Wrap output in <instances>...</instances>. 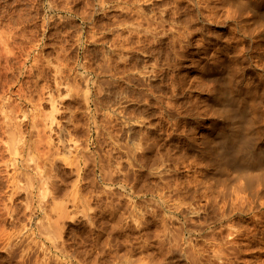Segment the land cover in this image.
<instances>
[{
    "label": "rangeland",
    "instance_id": "374dc122",
    "mask_svg": "<svg viewBox=\"0 0 264 264\" xmlns=\"http://www.w3.org/2000/svg\"><path fill=\"white\" fill-rule=\"evenodd\" d=\"M194 1L0 0V44L6 47L0 45V54L4 50L0 57V114L3 112L0 153L9 152L7 147L11 142H15L12 146H16L17 154L22 152L20 156L9 155L15 150L7 152L11 158L6 152L0 155L5 168L0 166L3 170H0V187H4L0 188L3 189L0 191V264H264V207H256L251 213L243 212L245 205L241 198L242 201L235 200L239 213L230 220L223 217L225 202L220 193L243 181H238L243 179L244 174L238 172L243 162L235 163L239 169L230 168L225 172L220 166L211 169L209 174L210 163L206 160L217 156L220 135L215 136L209 148L205 146V151L209 150L206 154H201L197 148L202 147L213 127L223 131L239 117L233 112L214 115L205 107L213 84H221L228 90V80L236 78L241 87L244 83L242 88L255 87L253 95L264 91L260 62L248 54V50L258 51L259 47L253 45L255 42L251 45L243 42L245 37L236 20L226 16L225 0ZM259 24L250 28L257 26L260 31L254 29L253 32L258 35L257 39H264V27ZM243 44L249 47L245 53H240L243 58L241 55L238 58L243 63L239 61L235 66L225 63L214 71L207 70L217 51L220 53L227 48L237 55ZM246 58L252 59V63L248 64ZM239 66L245 68L243 76L242 68L237 70ZM19 88L32 94L24 95ZM3 97L8 100L1 99ZM48 99L51 101L47 102ZM4 100L9 105H5ZM10 103L18 106L13 108ZM2 105L6 106L3 111ZM49 107L55 114L49 113ZM5 115L9 116L8 121ZM247 115L243 118H249ZM120 117L139 123L128 130L122 126ZM33 119L38 121L33 123L35 130ZM11 126L21 127V136ZM9 129L16 138L20 136V144L5 131ZM39 149L42 161L37 157H40ZM24 153L31 154L27 160ZM33 156L38 162L37 172L33 168ZM12 157H16L17 166L11 161ZM24 161L31 163V168L29 164L22 165ZM4 163L9 164L6 167L11 172ZM31 171L43 177L35 178ZM9 174L18 178L25 175L21 178L23 181H17L20 188L17 186L16 190L20 194L13 196L15 188L7 187ZM28 174L34 176L31 183ZM223 177L229 179L225 180L227 186L221 183ZM210 180H214L213 183ZM260 180L262 182L255 180L253 184L260 183L263 187L252 184L249 190L264 192L263 177ZM29 183L31 191H28ZM212 184L222 188L215 191ZM236 187L229 190L236 192ZM21 188H24L22 192ZM217 191L221 196L216 195ZM262 195L261 201L264 193ZM234 226L237 229L234 230ZM229 231L236 232V236Z\"/></svg>",
    "mask_w": 264,
    "mask_h": 264
},
{
    "label": "bare ground",
    "instance_id": "6f19581e",
    "mask_svg": "<svg viewBox=\"0 0 264 264\" xmlns=\"http://www.w3.org/2000/svg\"><path fill=\"white\" fill-rule=\"evenodd\" d=\"M196 1V0H195ZM194 1V2H195ZM200 1V0H199ZM219 1V0H218ZM191 2H193V1H191ZM198 1H196V3H197ZM201 2V1H200ZM206 2V1H205ZM208 2H210V0H208ZM208 2H206V4L208 3ZM212 2V1H211ZM222 2V1H221ZM220 2V3H221ZM223 2H224V0H223ZM225 4H226V6L225 7H227V11L228 12H226L228 15H226V16H228L229 17V19L231 18V19H234V20H236V22H237V25H238V27H239V29H240V31L242 32V34L244 35V37H245V39H244V41L243 42H247V45H251V43H254L255 42V44H253V45H255V47L257 46V48L259 47V49H258V51L257 50H254L253 48V50L254 51H250V50H248V48H246V44L240 49V51H238L236 48L237 47H235V46H233V47H235V49L238 51V53L236 52V54L237 55H235V52H230L227 48H224V47H222V48H224L225 50L223 51H221L220 53L217 51V53L218 54H216L217 56H215L214 58H213V60H212V62H213V64L211 63V65H209L210 67V69H207V70H215L218 66H220L221 65V67H222V65L223 64H225V63H228L229 65L230 64H234V66L236 65V64H238V62L239 61H241V60H239L238 58H239V56L241 55L240 53H245L246 52V50H248V54L251 56V57H253V58H255V60H256V62H260V64L259 63H257V64H259V65H261L260 67H261V70H262V74H261V79H263L264 78V39L263 38H259V39H257L258 37V35H256L255 34V32H253L254 31V29H256V27H252V28H254L253 30H251V26H253V25H256V24H258V23H260L258 26L259 27H264V0H225ZM204 2L202 1V4H203ZM193 4V3H192ZM205 4V5H206ZM209 5V4H208ZM224 5V4H223ZM227 5H229V6H227ZM193 6V5H192ZM199 6H201V5H199ZM207 6V5H206ZM204 7V6H203ZM202 7V10L204 9ZM193 8V7H192ZM197 8H199V7H197ZM212 8V7H211ZM200 9V8H199ZM207 9H210V8H208V7H206V10ZM225 9V8H224ZM199 11V10H198ZM205 11V10H204ZM203 11V12H204ZM210 11V10H209ZM213 11H214V9H213ZM212 11V12H213ZM200 12H201V10H200ZM211 12V11H210ZM215 14H216V12H214ZM209 15H211V13L209 14ZM214 15V14H213ZM195 16V15H194ZM214 16H216V15H214ZM192 18V17H191ZM195 18H196V16H195ZM195 18H193V19H195ZM215 18V17H214ZM225 18H227V17H225ZM200 19H202V18H200ZM197 20V19H196ZM203 20V19H202ZM206 20V19H205ZM204 20V21H205ZM209 20V19H208ZM191 21V20H190ZM194 21V20H193ZM203 21V22H204ZM232 21V20H231ZM202 22V23H203ZM208 22V21H207ZM212 22V21H211ZM233 22V21H232ZM252 24V25H251ZM202 25L203 24H201V27L200 28H202ZM204 25H205V23H204ZM208 26V25H207ZM204 27V26H203ZM173 28H175V27H173ZM200 28H199V30H200ZM206 28V27H205ZM176 29H177V27H176ZM236 29V28H235ZM238 29V30H239ZM175 30V29H174ZM197 30V29H196ZM257 30V29H256ZM259 30V29H258ZM258 30H257V32H258ZM171 31V30H170ZM177 31H180V30H177ZM235 31V30H234ZM260 31V30H259ZM181 32V31H180ZM179 32V33H180ZM202 32V31H201ZM263 32V31H262ZM261 32V33H262ZM174 33V32H173ZM171 34V33H170ZM183 34V33H182ZM191 34V33H190ZM176 35V34H175ZM239 35V34H238ZM260 35V34H259ZM184 37V36H183ZM175 38V37H174ZM185 38H186V35H185ZM243 38V37H242ZM1 39V38H0ZM179 39V38H178ZM241 39V38H240ZM174 40V39H173ZM177 40V39H176ZM214 40V39H213ZM229 41H230V39H228ZM228 40H227V44H228ZM253 40H257V41H253ZM7 41V40H6ZM5 41V42H6ZM183 41H184V39H183ZM210 41H211V39H210ZM242 41V40H241ZM190 42V41H189ZM188 42V43H189ZM208 42H209V39H208ZM211 42H213V41H211ZM211 42H210V44H211ZM233 42V44H234V41H232ZM238 42V41H237ZM240 42V41H239ZM3 43V42H2ZM7 43V42H6ZM6 43L4 44V45H6ZM178 43H179V40H178ZM191 43V42H190ZM189 43V44H190ZM218 43V42H217ZM216 43V44H217ZM226 43V42H225ZM230 43V42H229ZM232 44V43H231ZM235 44H236V42H235ZM234 44V45H235ZM239 44V43H238ZM1 45V44H0ZM3 45V44H2ZM1 45V47H3ZM187 45V44H186ZM198 45V44H197ZM209 45V44H208ZM212 45H213V43H212ZM222 45V44H221ZM228 45H230V44H228ZM228 45L226 46V47H228ZM240 45V44H239ZM188 46V45H187ZM187 46H186V49H187ZM190 46V45H189ZM199 46V45H198ZM231 46V45H230ZM5 47V46H4ZM3 47V48H4ZM201 47V46H200ZM220 47V46H219ZM239 47V46H238ZM2 48V49H3ZM6 48V47H5ZM4 48V49H5ZM198 48V47H197ZM201 49V48H200ZM205 49V48H204ZM219 49V48H218ZM229 49H231V48H229ZM234 49V48H233ZM251 49V48H250ZM251 49V50H252ZM0 50H1V48H0ZM198 50V49H197ZM217 50V49H216ZM220 50V49H219ZM6 51H7V49H6ZM200 51H202V50H200ZM205 51V50H204ZM234 51V50H233ZM257 51V52H256ZM2 53L4 52V50H2L1 51ZM196 52V51H195ZM203 52V51H202ZM207 52V51H206ZM206 52H205V54L204 55H206ZM210 52V51H209ZM2 53L0 54V57H1V55H2ZM182 53V52H181ZM196 53H198V52H196ZM216 53V52H215ZM210 54V53H209ZM214 53H212L211 55H213ZM182 55H184V54H182ZM210 55V56H211ZM243 55V54H242ZM242 55H241V58H243L242 57ZM247 55V54H246ZM185 56V55H184ZM187 56V55H186ZM244 56V55H243ZM248 56V55H247ZM203 58V57H202ZM205 59V58H204ZM142 60V59H141ZM206 60V59H205ZM209 60V59H208ZM204 61V60H203ZM252 59H250V58H246V62L249 64V63H252ZM194 62V61H193ZM206 62V61H205ZM209 62V61H208ZM242 62V61H241ZM255 62V63H256ZM108 63V62H107ZM243 63V62H242ZM195 64V63H194ZM194 64H193V66H194ZM206 64V63H205ZM246 64V63H245ZM253 64H254V62H253ZM108 65H109V63H108ZM107 64H106V67L108 66ZM187 65V64H186ZM197 65V64H196ZM199 65V64H198ZM240 65V64H239ZM252 65V64H251ZM37 66V65H36ZM188 66V65H187ZM191 66V65H190ZM200 66V65H199ZM206 66V65H205ZM231 66V65H230ZM248 66V65H247ZM258 66V65H257ZM256 65H255V67H257ZM242 67H243V65H242ZM242 67H240L239 66V68H237V70H239L240 71V68H242ZM249 67H251L250 65H249ZM188 68H190V67H188ZM194 68V67H193ZM192 68V69H193ZM196 68V67H195ZM201 68H202V66H201ZM235 68V67H234ZM54 69V68H53ZM56 69V68H55ZM108 69V68H107ZM109 69H110V65H109ZM218 69V68H217ZM221 70V69H220ZM222 70H223V68H222ZM235 70H236V68H235ZM249 70H250V68H249ZM253 70V69H252ZM54 71V70H53ZM201 71V70H200ZM212 71V72H213ZM219 71V70H218ZM217 71V72H218ZM224 71V70H223ZM227 71V73H229L228 72V70H226ZM229 71H230V69H229ZM260 71V70H259ZM221 72V71H220ZM225 72V71H224ZM234 72V71H233ZM241 75L243 76L244 75V73H245V68H244V70H243V68L241 69ZM251 72V71H250ZM253 72V71H252ZM53 73V72H52ZM57 73H60V71H58ZM202 73V72H201ZM223 73V72H222ZM258 73V72H257ZM53 74H55V73H53ZM200 74V73H199ZM208 74H209V72H208ZM219 74V73H218ZM230 74H233L232 73V71L230 72ZM247 74H248V72H247ZM260 74V73H259ZM211 75V74H210ZM222 75H224V73L222 74ZM251 75V74H250ZM141 76V75H140ZM200 76V75H199ZM202 76V75H201ZM212 76V75H211ZM214 76H216L215 74H214ZM218 76H221V75H218ZM217 76V77H218ZM226 76V75H225ZM235 76V75H234ZM60 77V76H59ZM138 77H139V75H138ZM56 78H58V76H56ZM130 78V77H129ZM135 78V77H134ZM140 78V80L142 79L141 77H139ZM145 78V77H144ZM205 78V77H204ZM219 78V77H218ZM238 78H239V76H238ZM237 78V79H238ZM253 78V77H252ZM54 79H55V76H54ZM111 79V78H110ZM128 79V78H127ZM131 79V78H130ZM215 79V78H214ZM220 79H221V77H220ZM219 79V80H220ZM224 79V78H223ZM242 79V78H241ZM244 79V78H243ZM242 79V80H243ZM245 79L247 80V77H245ZM260 79V80H261ZM134 80V79H133ZM133 80H131V81H133ZM135 80H137V79H135ZM134 80V81H135ZM139 80V81H140ZM206 80V79H205ZM212 80V79H211ZM228 80V79H227ZM55 81V80H54ZM59 81V80H58ZM107 81H109V80H107ZM112 81V80H111ZM130 81V82H131ZM138 81V82H139ZM145 81V80H144ZM235 81V82H234ZM249 81V80H248ZM253 81H255V80H253ZM262 81V80H261ZM129 82V81H128ZM143 82V81H142ZM142 82H140V83H142ZM199 82H201V81H199ZM223 82H224V80H223ZM243 82V81H242ZM250 82V81H249ZM248 82V83H249ZM264 82V81H263ZM228 83L230 84V86H229V89L228 90H226L224 87V89L222 88V85L221 84H213L211 87H210V98H209V101H208V105L207 106H205V107H209V111H211L214 115H218V116H222L223 115V113L225 114V113H228L229 115L231 114V112H233L234 114H236V116L238 117V120L236 121L235 120V118H234V121L231 123V124H229V128H226V129H223V131H221V129H218V128H216V127H213L212 128V130L210 131V133L208 134V136H207V138L204 140V142H202V147H197L198 148V151L199 152H201V154H204V152H205V154H206V151H209V150H206L205 151V146H209L210 144H213L214 142H215V140H216V138L217 137H215L216 135H220V137H221V147H219L218 148V150H217V152L216 153H218L217 154V156L216 155H214V156H216L215 158H213V159H210V161L209 160H206V161H208L210 164L208 165L209 167H208V169H207V171H208V173L211 171V169H212V171H213V168H215V167H220L221 166V171H222V169H223V171H228L230 168V170H232V168H238V167H236L237 165H235V163L236 162H238V161H240L241 163L243 162V166H242V168L241 169H239L238 170V172H241L242 174H244V175H242V177H243V179H241V180H238V181H242L241 183H240V185L238 184V183H236V184H238V185H236V186H234V184H232V187H231V189H233V188H237V189H235V190H237L236 192L234 191V190H232V191H234V192H231L228 188L226 189H222L223 191L220 193L221 195H222V197H223V200H224V202H225V204H223L222 206H224V208H223V212H224V215H223V217H228V219L230 220L231 219V217L236 213V215H237V212H238V209H236V205H237V203H236V201H238V200H240V201H242V199H244V203H242L243 205H245V207L243 208V206H242V208H243V212H247V213H251L252 211H253V209H256V207H258V208H262V207H264V200H262L261 201V197L263 196L262 195V193H264V192H261V190H254V191H251V190H249V187L255 182V180H259V182L261 181L260 179H262V177H263V179H264V109H263V103H264V91H260L259 92V94H257V95H253V88H255V87H253L252 89L251 88H242L243 87V84H242V87L240 86V84L238 83V81L236 80V78H233V80L231 79V80H228ZM247 83V84H248ZM255 83H257V82H255ZM258 83H260L259 81H258ZM23 84V83H22ZM59 84V83H58ZM57 84V85H58ZM132 84V83H131ZM200 84V83H199ZM198 84V85H199ZM202 84H204V83H202ZM202 84H200V86L202 85ZM208 84V83H207ZM227 84V83H226ZM246 84V83H245ZM246 84V85H247ZM264 84V83H263ZM24 85H25V83H24ZM110 85V84H109ZM137 85V84H136ZM205 85V84H204ZM253 85H254V83H253ZM138 86V85H137ZM140 86H141V84H140ZM249 86H250V84H249ZM256 86H257V84H256ZM259 86H261L260 84H259ZM263 86V85H262ZM18 87H21V85L20 86H18ZM23 87V86H22ZM244 87H245V85H244ZM251 87V86H250ZM258 87V86H257ZM138 88V87H137ZM203 88H205V86H203ZM258 88H260V87H258ZM258 88H257V91H258ZM8 89H9V87H8ZM18 89V88H17ZM22 88H19V90L18 91H20ZM24 89V88H23ZM130 90H132L131 88H129ZM26 90H29L28 88H26ZM32 90V89H31ZM41 90H43V88H41ZM45 90V89H44ZM133 90H134V88H133ZM204 90V89H203ZM226 90V91H225ZM1 91V90H0ZM5 91V90H4ZM8 91V90H7ZM17 91V92H18ZM22 91H25V90H22ZM22 91H20L22 94H28L29 95V91H25V93H23ZM35 91V90H34ZM135 91V90H134ZM139 91V90H138ZM141 91V90H140ZM206 91V92H207ZM3 92V91H2ZM36 92H38L37 90H36ZM39 92H41V91H39ZM44 92V91H43ZM137 92V91H136ZM145 92V91H144ZM207 92V93H208ZM256 92V91H255ZM6 93V92H5ZM10 93V92H9ZM45 93V92H44ZM53 93V92H52ZM138 93V92H137ZM143 93V92H142ZM181 93V92H180ZM208 93V94H209ZM257 93V92H256ZM8 94V93H7ZM6 94V95H7ZM11 94H13V92L11 93ZM14 94H16V93H14ZM30 94H32V93H30ZM39 94H42V96H43V93H39ZM179 94V93H178ZM18 95H20V93L18 94ZM17 95V96H18ZM37 96H38V98H40L39 97V95L38 94H36ZM47 95H49V94H47ZM121 95V94H120ZM141 95H143V94H141ZM181 95V94H180ZM4 96V95H3ZM8 96V95H7ZM14 96V95H13ZM22 96V95H21ZM32 96H34V95H32ZM122 96V95H121ZM120 96V97H121ZM183 96V95H182ZM15 97V96H14ZM26 97H29V96H27L26 95ZM48 96H46V98H47ZM50 97V96H49ZM52 95H51V99H52ZM125 96H123V98H124ZM5 97H3V98H1V99H4ZM10 98V97H9ZM21 98V97H20ZM30 98V97H29ZM118 98V97H117ZM122 98V97H121ZM126 98H127V96H126ZM125 98V99H126ZM6 99V98H5ZM17 99V98H16ZM22 99V98H21ZM24 99V98H23ZM6 100H8V99H6ZM6 100H4V102L6 101ZM41 100V99H40ZM42 100H44L43 98H42ZM54 100H55V98H54ZM120 100H123V99H120ZM119 100V101H120ZM206 100H207V97H206ZM205 100V101H206ZM12 101V100H11ZM10 101V102H11ZM51 101V100H50ZM49 101V99H48V101L47 102H50ZM124 101H126V100H124ZM128 101L129 100H127V103H128ZM138 101V100H137ZM7 102V101H6ZM6 102L4 103L5 105H9L8 103L6 104ZM15 102V101H14ZM16 102H18V101H16ZM24 102V101H23ZM22 102V103H23ZM54 102H56V101H54ZM140 102V101H139ZM138 102V103H139ZM207 102V101H206ZM226 102H229V104H227ZM13 103V102H12ZM12 103H10V105H12V106H14ZM31 103V102H30ZM36 104H37V101H36ZM36 104H34L35 106H36ZM39 104V103H38ZM41 104V103H40ZM39 104V105H40ZM117 104H118V102H117ZM125 104H126V102H125ZM5 105H2V107H1V110H2V108H5L6 106ZM16 105V104H15ZM23 105H25V104H23ZM32 105H33V102H32ZM122 105V104H121ZM136 105V104H135ZM18 105H16V107H17ZM26 106V105H25ZM29 106V105H28ZM34 106V107H35ZM41 106V105H40ZM39 106V107H40ZM56 107H57V105H55ZM137 106V105H136ZM140 106V105H139ZM190 106V105H189ZM188 106V107H189ZM192 106V105H191ZM191 106H190V108H191ZM194 106V105H193ZM15 106L13 107V108H16ZM21 107H23L22 105H21ZM9 108V107H8ZM37 108H38V106H37ZM37 108H35V109H37ZM189 108V109H190ZM193 108V107H192ZM49 109H50V107H49ZM189 109H185V110H187V112L189 111L190 112V110ZM205 109V108H204ZM206 109V110H207ZM7 110V109H6ZM11 110V109H10ZM10 110H7V111H10ZM51 111L53 110V109H50ZM168 110H171V109H168ZM195 110V109H194ZM196 110H197V108H196ZM200 110V109H199ZM3 111V110H2ZM49 112V113H54L55 112V110L54 111H52V112ZM57 111H58V107H57ZM1 112V111H0ZM12 112V110L10 111V112H8V113H11ZM16 112V111H15ZM22 112V111H21ZM188 112V113H189ZM193 112V111H192ZM248 113V117L249 118H243V117H245V116H243L244 114H247ZM3 113V112H2ZM1 113V114H2ZM17 113H19V110H18V112ZM23 113V112H22ZM24 113H25V109H24ZM170 113V112H169ZM181 113H183V112H181ZM180 113V114H181ZM0 114V119H1V116L3 115H1ZM7 114V113H6ZM52 114H50V115H52ZM55 114V113H54ZM183 114H186V113H183ZM24 115H26V113L24 114ZM46 115V114H45ZM48 116H50L49 114H47ZM46 115V116H47ZM174 115V114H173ZM179 115V114H178ZM178 115H177V117H178ZM191 115V114H190ZM189 115V116H190ZM11 116V115H10ZM13 116V115H12ZM15 116V115H14ZM13 116V117H14ZM19 116V115H18ZM52 116H54V115H52ZM51 116V117H52ZM9 117V116H8ZM8 117H6V115H5V119L7 118V121H8ZM17 117V115L15 116V118ZM27 117V116H26ZM45 117V116H44ZM55 117V116H54ZM171 117H173V116H171ZM181 117H183V116H181ZM191 117V116H190ZM230 117V116H229ZM11 118V117H10ZM10 118H9V120H10ZM14 118V119H15ZM24 118V117H23ZM23 118H22V120H23ZM53 118V117H52ZM51 118V119H52ZM179 118V117H178ZM188 118V117H187ZM186 118V119H187ZM225 118V117H224ZM232 118V117H231ZM241 118H243V119H241ZM12 119V118H11ZM31 119V118H30ZM35 119V118H34ZM33 119V122H32V126H33V128H34V124L33 123H37L38 121L36 120H34ZM47 119H49V118H47L46 117V120ZM125 119V118H124ZM124 119H122L121 117L119 118V120L121 121V123L123 122V125L122 126H125L126 128L128 127V130L129 129H132V127L133 126H136V124H138V123H136L137 122V120H136V122L134 123V122H130L129 120L128 121H126V120H124ZM177 119V118H176ZM176 119L174 120V121H176ZM194 119V118H193ZM201 119V118H200ZM53 120L55 121V119L53 118ZM51 121V123L53 124V122L54 121ZM116 120V119H115ZM118 120V119H117ZM116 120V121H117ZM190 120V119H189ZM1 121V120H0ZM6 121V120H5ZM4 121V122H5ZM14 121V120H13ZM27 121V120H26ZM133 121V120H132ZM177 121H180V120H177ZM196 121V120H195ZM194 121V122H195ZM218 121V120H217ZM142 122V121H141ZM12 123V122H11ZM31 123V122H30ZM35 123V124H36ZM143 123V122H142ZM176 124L177 123H179V122H175ZM174 123V124H175ZM183 123H184V120H183V122H182V125H183ZM4 124V123H3ZM9 124V123H8ZM13 124V123H12ZM46 124V123H45ZM49 124H50V122H49ZM172 124V123H171ZM180 124V123H179ZM186 124V123H185ZM196 124V123H195ZM213 124H214V122H213ZM215 124H217L216 122H215ZM226 124V123H225ZM16 124H13V126H15ZM24 125V124H23ZM31 125V124H30ZM29 125V126H30ZM47 125V124H46ZM45 125V126H46ZM142 125V124H141ZM199 124H197V126H198ZM17 126H18V124H17ZM19 126H20V123H19ZM31 126V127H32ZM52 126V125H51ZM119 126H121V125H119ZM172 126H173V124H172ZM184 126H186V125H184ZM12 127V126H11ZM36 127H37V125H36ZM177 127V126H176ZM175 127V128H176ZM194 127H196V126H194ZM32 128V129H33ZM173 128V127H172ZM4 129V128H3ZM5 129H8V128H5ZM12 129L13 130H15L16 129V127H15V129L12 127ZM19 129V128H18ZM18 129H16V131H17V133H19V135L21 134V132L22 131H20V130H22L21 129V127H20V129L18 130ZM37 129H38V127H37ZM122 129V128H121ZM134 129V128H133ZM146 130H147V128H145ZM177 129V128H176ZM12 130V131H13ZM30 130H31V128H30ZM34 130H35V128H34ZM124 130V129H123ZM122 130V131H123ZM135 130V129H134ZM137 130V129H136ZM5 131H9V133H10V135L12 136V138H13V136H15V135H12L13 133H11V130L9 129V130H5ZM5 131H4V133L3 134H5ZM15 131V132H16ZM19 131V132H18ZM38 131V130H37ZM125 131V130H124ZM123 131V132H124ZM175 131V130H174ZM0 132H3V131H0ZM127 132V131H126ZM132 132H133V130H132ZM140 132H141V130H140ZM222 132V133H221ZM9 133H7V134H9ZM17 133H16V135H17ZM135 133V132H134ZM2 134V133H1ZM127 134V133H126ZM10 135H9V137H10ZM24 135V134H23ZM23 135H22V137H23ZM130 135V134H129ZM21 136V135H20ZM20 136L18 137V138H20ZM5 137H6V135H5ZM22 137H21V139H22ZM206 137V136H205ZM1 138H2V135H1ZM1 138H0V142H1ZM15 138H16V136H15ZM18 138H16L14 141H16V143H17V141H19V144L21 143L20 142V140H18ZM173 138V137H172ZM9 139H11V137L9 138ZM203 139V138H202ZM4 141H5V139H3ZM23 140H24V138H23ZM257 140H260L259 142L260 143H257ZM11 141H13V140H11ZM10 141V142H11ZM13 141V142H14ZM25 141V140H24ZM182 141V140H181ZM202 141V140H201ZM29 142V141H28ZM33 144H32V146L34 145V142H32ZM200 143V142H199ZM1 144V143H0ZM2 144H3V141H2ZM7 144V143H6ZM8 144H9V142H8ZM8 144H7V146H8ZM11 144V145H10ZM9 145H10V147L8 146L7 148H8V150H10V151H13V150H15V152H8L7 150L6 151H4V153L6 152V155L9 153V155L10 156H12V155H15V153H16V149H14V148H16V146L13 148V146H12V144H15V142L14 143H10ZM18 144V143H17ZM25 144H27V142L25 143ZM5 145V144H4ZM4 145H2V147H5V149H6V146H4ZM29 145V144H28ZM39 145V144H38ZM36 146V144H35V147L36 148H40L39 146ZM11 146H12V148H11ZM18 147H20V146H18ZM29 147V146H28ZM35 147H34V149H35ZM191 147V146H190ZM213 147V146H212ZM10 148V149H9ZM21 148V147H20ZM20 148H18V149H20ZM30 148V147H29ZM209 148V147H208ZM17 149V151H18V153H19V150ZM31 149H33L32 147H31ZM211 149V148H210ZM4 150V149H3ZM27 150H29V149H27ZM37 150V149H36ZM193 150H194V148H193ZM23 151V150H22ZM31 151V150H30ZM42 151V150H41ZM195 151H197V150H195ZM211 151H213V149L211 150ZM211 151H210V153H211ZM0 152H2V150H0ZM8 152V153H7ZM21 152V151H20ZM29 152V151H28ZM27 152V153H28ZM38 152H40V149L38 150ZM4 153L2 154V153H0V155L2 154V155H4ZM27 153H24V154H26L25 155V159H26V157L29 155H31V154H28L27 155ZM35 153V152H34ZM42 152H40L39 153V155L41 154ZM196 153H198V152H196ZM208 153V152H207ZM17 154V153H16ZM201 154H199V155H201ZM18 156H20V155H22V152H21V154L19 155V154H17ZM16 155V156H17ZM38 155V154H37ZM36 155V156H37ZM41 155H43V154H41ZM41 155H40V157L39 156H37L41 161H42V159H41ZM8 156V155H7ZM6 156V157H7ZM10 156H8V157H10ZM203 156V155H202ZM201 156V157H202ZM208 156H210V154L208 155ZM1 157V156H0ZM7 157V158H8ZM14 157V156H13ZM12 157V158H13ZM47 157H49V155H47ZM195 157V156H194ZM199 157V156H198ZM200 157V158H201ZM205 157V156H204ZM11 158V157H10ZM16 158V157H15ZM15 158H13V160L11 159V161L12 162H15L16 161V159ZM22 158V157H21ZM24 158V157H23ZM22 158V159H23ZM34 160H32V162H34L33 163V165H34V169H35V171H36V167H37V163L38 162H35V161H37L36 159H35V156H33L32 157ZM42 158H45V159H47L46 157H42ZM196 158V157H195ZM2 159H4L5 160V157L4 158H2ZM21 159V160H22ZM24 159V160H25ZM28 159H29V157H28ZM31 159V158H30ZM28 160V161H31V160ZM38 159V161H39V164H40V160ZM203 159V158H202ZM27 160V159H26ZM197 160V159H196ZM200 160V159H199ZM2 160H0V162H1ZM6 161V160H5ZM10 161V162H11ZM28 161H24L25 163H22V165L23 164H29V162ZM204 161H205V159H204ZM3 162V161H2ZM2 162H1V165L0 166H2ZM8 162V161H7ZM9 162V163H10ZM11 162V163H12ZM22 162V161H21ZM21 162H19V163H21ZM27 162V163H26ZM199 162V161H198ZM201 162V161H200ZM207 162V163H208ZM6 163V162H5ZM5 163H4V165H5ZM42 163V162H41ZM204 163V162H203ZM205 164H206V162L204 163V166H205ZM240 164V163H239ZM7 165H9V164H6L5 165V167L7 166ZM11 165V164H10ZM14 165V163H12V165H11V167H14L13 166ZM15 165H16V162H15ZM27 165H25V166H27ZM30 165V167L29 166H27V168L29 167V168H31V163L29 164ZM203 165V164H202ZM201 165V166H202ZM207 165V164H206ZM17 166V165H16ZM15 166V167H16ZM25 166H24V169H25ZM39 166H41V164L39 165ZM262 166V167H261ZM3 167V166H2ZM10 167V166H9ZM14 167V168H15ZM203 167V166H202ZM261 167V168H260ZM7 168V167H6ZM19 168V167H18ZM21 168V167H20ZM26 168V169H27ZM40 168H42V166L40 167ZM205 168V167H204ZM261 169V171H262V169H263V171H262V173L260 172V169ZM3 169H5L4 167H3ZM8 169V168H7ZM13 169V168H12ZM0 170H2V169H0ZM8 170H10V169H8ZM14 170V169H13ZM12 170V171H13ZM31 170V169H30ZM33 170V169H32ZM206 170V169H205ZM205 170H203L204 172H205ZM218 170V169H217ZM216 170V171H217ZM256 170H257V172H256ZM3 171V170H2ZM7 171V170H6ZM38 171H39V169H38ZM41 171V170H40ZM202 171V172H203ZM219 171V170H218ZM221 171H220V173H221ZM237 171V170H236ZM236 171H234V172H236ZM8 172V171H7ZM10 172H11V170H10ZM14 172V171H13ZM16 172V171H15ZM20 172H21V170H20ZM24 172V171H23ZM33 172H34V170H33ZM37 172V171H36ZM225 172H223L224 174H225ZM233 172V173H234ZM18 173V172H17ZM28 172H26V173H24V174H27ZM31 173H32V171H31ZM41 173H42V171H41ZM211 173V172H210ZM209 173V174H210ZM215 173V172H214ZM219 173V175H221ZM228 173V172H227ZM232 173V174H233ZM1 174V173H0ZM8 174V173H7ZM24 174H22V175H24ZM29 174H30V172H29ZM28 174V177H30V175ZM32 174H35L36 176H35V178L37 177V175H40V173H38V174H36V173H32ZM206 174H207V172H206ZM216 174V173H215ZM223 174V175H224ZM235 174V173H234ZM2 175V174H1ZM0 175V176H1ZM203 175H205L204 173H203ZM218 175V174H217ZM217 175L215 176V177H217ZM218 175V176H219ZM226 175L227 174H225L224 176L226 177ZM229 175H230V173H229ZM236 175V174H235ZM238 175L239 174H237V177H238ZM5 176V175H4ZM3 176V177H4ZM18 176H19V174H18ZM25 176V175H24ZM23 176V177H24ZM33 175H31V177H32ZM40 176H42V174L40 175ZM39 176V177H40ZM231 176H233V175H231ZM6 177V176H5ZM19 177H21V176H19ZM23 177H21V178H23ZM27 177V176H26ZM31 177H30V183H31ZM39 177H38V179H39ZM43 177V176H42ZM41 177V178H42ZM200 177H201V175H200ZM207 177V176H206ZM214 177V178H215ZM227 177H229L228 175H227ZM233 177H235V176H233ZM2 178V177H1ZM17 178L18 177H16L15 176V174L13 175H8V185H7V187L9 188V187H11V189H13V188H15V189H13V190H16L17 188H20L19 186H18V184H20V182L19 183H17V181H20V179L21 178H18L19 180H17ZM33 178H34V176H33ZM203 178V177H202ZM222 178V177H221ZM230 178V177H229ZM5 179V178H4ZM3 179V180H4ZM206 179V178H205ZM215 179H217V178H215ZM226 179H228V178H225V180ZM230 179H232V178H230ZM1 181H2V179H0ZM42 180H43V178H42ZM208 180V179H207ZM218 180V179H217ZM220 180V179H219ZM222 180V179H221ZM220 180V181H221ZM225 180H224V177H223V182H221V183H223V185L225 186L226 185V183H225ZM229 180V179H228ZM227 180V181H228ZM5 181V180H4ZM3 181V182H4ZM21 181H23L22 179H21ZM25 181V180H24ZM28 181V180H27ZM36 181V180H35ZM202 181V180H201ZM203 181H205V180H203ZM211 182L212 181H214V180H210ZM219 181V182H220ZM29 182V181H28ZM27 182V183H28ZM39 182H41V180H39ZM44 182V181H43ZM42 182V183H43ZM210 182V183H211ZM237 182V181H236ZM262 182V181H261ZM6 183V184H7ZM22 183V182H21ZM30 183H29V187H28V191H31V190H29V188L30 187H32V184H31V186H30ZM41 183V184H42ZM209 183V185H211ZM213 183V182H212ZM220 183V184H221ZM5 184V185H6ZM37 184H39L38 183V181H37ZM219 183H217L216 185H218ZM260 184V183H259ZM259 184H257V185H259ZM22 185V184H21ZM198 185H200V184H198ZM202 185V184H201ZM200 185V186H201ZM208 185V186H209ZM213 185L214 184H212V187H213ZM231 185V184H230ZM254 185V184H253ZM256 185V184H255ZM254 185V186H255ZM256 185V186H257ZM261 186L263 185V184H260ZM18 186V187H17ZM35 186V185H34ZM37 186V185H36ZM215 186V185H214ZM220 187H221V185H219ZM227 186V185H226ZM234 186V187H233ZM17 187V188H16ZM196 187V186H195ZM198 188H199V186H197ZM196 187V188H197ZM204 187H207V186H205L204 185ZM211 186H210V188H212ZM252 187V186H251ZM263 187V186H262ZM0 188H4V187H0ZM192 188V187H191ZM195 188V189H196ZM216 188V189H215ZM215 188H213V189H215V191L217 190V188L219 189V187L217 186H215ZM222 188V187H221ZM220 188V189H221ZM224 188V187H223ZM257 188V187H256ZM24 189V188H23ZM22 188L20 189L21 190V192H22V190H23ZM30 189H32V188H30ZM192 189H194V188H192ZM194 189V190H195ZM208 189V188H207ZM219 189V190H220ZM257 189H260L259 187L257 188ZM3 189H0V191H2ZM6 190H8L7 188H6ZM12 190V191H13ZM19 190V189H18ZM19 190V191H20ZM197 190V189H196ZM206 190V189H205ZM209 190V189H208ZM207 190V191H208ZM211 191H212V189H210ZM12 191H11V194H12ZM189 192H191V190H188ZM193 191V190H192ZM210 191V192H211ZM214 191V192H215ZM3 192V191H2ZM5 192V191H4ZM6 192H8V191H6ZM14 192V191H13ZM204 191L202 190V192L201 193H203ZM209 192V193H210ZM213 192V193H214ZM220 192V191H219ZM9 193V192H8ZM16 193H19L20 194V192H18L17 190L15 191V193L14 194H12L13 196L14 195H16ZM187 193V192H186ZM197 193V192H196ZM199 193V192H198ZM212 193V192H211ZM217 194L216 195H218V196H221L219 193H218V191L216 192ZM260 193H261V196H260ZM3 194V193H2ZM5 194V193H4ZM41 194V193H40ZM203 194H205L206 195V192L205 193H203ZM202 194V195H203ZM1 195V194H0ZM5 195H8V194H5ZM28 195V194H27ZM193 195V194H192ZM197 195H199V194H197ZM212 195V194H211ZM215 195V196H216ZM9 196H11V195H9ZM191 196V195H190ZM200 196V195H199ZM204 196V195H203ZM208 196L209 195H207L206 197H207V199H208ZM213 196V195H212ZM201 197V196H200ZM222 197H220V198H222ZM10 198V197H9ZM13 198V197H12ZM32 198V195L30 196V199ZM215 198V197H214ZM217 198H219V197H217ZM242 198V199H241ZM11 199V198H10ZM205 199V198H204ZM236 200V201H235ZM9 201H11V200H9ZM8 201V202H9ZM221 201H222V199H221ZM239 201V202H240ZM246 202V203H245ZM9 204V203H8ZM8 204H6V205H8ZM220 204H222V203H220ZM239 204H241V202L239 203ZM239 204H238V206H239ZM6 207V206H5ZM240 207H241V205L238 207L239 209H240ZM241 208V209H242ZM6 210H7V208H6ZM221 211V210H220ZM219 211V212H220ZM221 211V212H222ZM240 211V210H239ZM242 211V210H241ZM239 213V212H238ZM246 213V214H247ZM222 214V213H221ZM222 217V216H221ZM220 217V218H221ZM219 217H217V219H218ZM251 218V217H250ZM233 219V218H232ZM219 220V219H218ZM217 220V221H218ZM221 221H222V219H220ZM260 220V219H259ZM215 221V220H214ZM253 221H254V219H253ZM216 222V221H215ZM223 222H224V220H223ZM261 222H263V221H261ZM214 223V222H213ZM218 223V222H217ZM221 223V222H220ZM226 223V222H225ZM228 223V222H227ZM230 223H232V222H230ZM259 223V222H258ZM222 224V223H221ZM224 224V223H223ZM233 224V223H232ZM231 225V224H230ZM230 225H228V226H230ZM207 226V225H206ZM218 226V225H217ZM220 226V225H219ZM222 226V225H221ZM232 226V228H233V225H231ZM230 226V227H231ZM210 227V226H209ZM236 226H234V230L235 229H237V228H235ZM254 227H255V225H254ZM246 228V227H245ZM230 229V228H229ZM250 229H246V231H249ZM243 230H241V232H242ZM232 232V231H231ZM238 232V231H237ZM229 233H230V231H229ZM240 233V232H239ZM246 233V232H245ZM248 233V232H247ZM234 235L236 234V232H234L233 233ZM233 234H231L230 233V235H233ZM243 235V234H242ZM246 235V234H245ZM236 236V235H235ZM238 236H240V234L238 235ZM235 239V238H234Z\"/></svg>",
    "mask_w": 264,
    "mask_h": 264
}]
</instances>
